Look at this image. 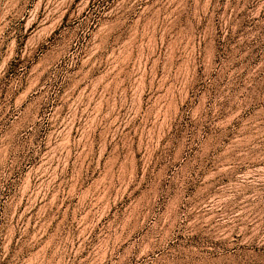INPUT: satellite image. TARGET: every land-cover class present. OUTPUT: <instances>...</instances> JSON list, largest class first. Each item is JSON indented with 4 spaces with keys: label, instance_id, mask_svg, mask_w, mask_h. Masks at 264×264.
Masks as SVG:
<instances>
[{
    "label": "rangeland",
    "instance_id": "1",
    "mask_svg": "<svg viewBox=\"0 0 264 264\" xmlns=\"http://www.w3.org/2000/svg\"><path fill=\"white\" fill-rule=\"evenodd\" d=\"M0 264H264V0H0Z\"/></svg>",
    "mask_w": 264,
    "mask_h": 264
}]
</instances>
